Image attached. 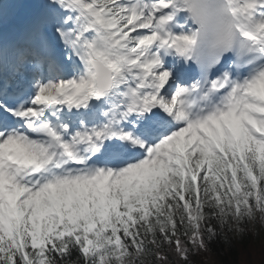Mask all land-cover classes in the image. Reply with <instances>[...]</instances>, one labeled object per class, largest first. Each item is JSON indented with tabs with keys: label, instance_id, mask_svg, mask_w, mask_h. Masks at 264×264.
Instances as JSON below:
<instances>
[{
	"label": "snow or ice",
	"instance_id": "obj_1",
	"mask_svg": "<svg viewBox=\"0 0 264 264\" xmlns=\"http://www.w3.org/2000/svg\"><path fill=\"white\" fill-rule=\"evenodd\" d=\"M256 225L264 0H0V264H250Z\"/></svg>",
	"mask_w": 264,
	"mask_h": 264
},
{
	"label": "trees",
	"instance_id": "obj_2",
	"mask_svg": "<svg viewBox=\"0 0 264 264\" xmlns=\"http://www.w3.org/2000/svg\"><path fill=\"white\" fill-rule=\"evenodd\" d=\"M253 233H257L253 230ZM250 233L252 243L257 248V254L249 258L250 264H259L261 259L259 250L264 246V240L256 241V235ZM195 264H244L245 257L242 255V245L234 242L231 248L227 247L220 241H215L211 245V249L207 253H201L197 257H193Z\"/></svg>",
	"mask_w": 264,
	"mask_h": 264
},
{
	"label": "rangeland",
	"instance_id": "obj_3",
	"mask_svg": "<svg viewBox=\"0 0 264 264\" xmlns=\"http://www.w3.org/2000/svg\"><path fill=\"white\" fill-rule=\"evenodd\" d=\"M258 233L256 235V241L259 243L264 240V225H256L253 229Z\"/></svg>",
	"mask_w": 264,
	"mask_h": 264
}]
</instances>
